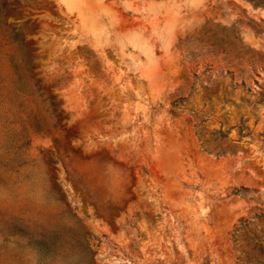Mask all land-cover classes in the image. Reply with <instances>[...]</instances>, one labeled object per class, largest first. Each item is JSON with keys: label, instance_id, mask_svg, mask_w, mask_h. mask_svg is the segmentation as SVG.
I'll use <instances>...</instances> for the list:
<instances>
[{"label": "rangeland", "instance_id": "374dc122", "mask_svg": "<svg viewBox=\"0 0 264 264\" xmlns=\"http://www.w3.org/2000/svg\"><path fill=\"white\" fill-rule=\"evenodd\" d=\"M263 133L264 0H0V264H264Z\"/></svg>", "mask_w": 264, "mask_h": 264}, {"label": "trees", "instance_id": "16d2710c", "mask_svg": "<svg viewBox=\"0 0 264 264\" xmlns=\"http://www.w3.org/2000/svg\"><path fill=\"white\" fill-rule=\"evenodd\" d=\"M243 130V128L241 129V131ZM263 136H264V133H263Z\"/></svg>", "mask_w": 264, "mask_h": 264}]
</instances>
